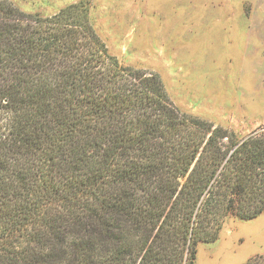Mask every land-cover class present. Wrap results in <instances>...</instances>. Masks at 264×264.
<instances>
[{
    "label": "trees",
    "instance_id": "trees-1",
    "mask_svg": "<svg viewBox=\"0 0 264 264\" xmlns=\"http://www.w3.org/2000/svg\"><path fill=\"white\" fill-rule=\"evenodd\" d=\"M263 211L264 129L182 110L109 51L88 0H0V264H195Z\"/></svg>",
    "mask_w": 264,
    "mask_h": 264
},
{
    "label": "rangeland",
    "instance_id": "rangeland-1",
    "mask_svg": "<svg viewBox=\"0 0 264 264\" xmlns=\"http://www.w3.org/2000/svg\"><path fill=\"white\" fill-rule=\"evenodd\" d=\"M53 13L80 0H10ZM121 64L159 74L175 104L243 138L264 129V0H88ZM264 264V211L225 220L195 264Z\"/></svg>",
    "mask_w": 264,
    "mask_h": 264
}]
</instances>
